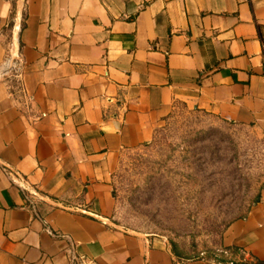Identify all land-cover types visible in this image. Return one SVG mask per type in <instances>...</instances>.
<instances>
[{"label":"crops","instance_id":"1","mask_svg":"<svg viewBox=\"0 0 264 264\" xmlns=\"http://www.w3.org/2000/svg\"><path fill=\"white\" fill-rule=\"evenodd\" d=\"M263 39L264 0H0V264H233L113 223L111 175L178 105L264 136ZM221 245L264 261V185Z\"/></svg>","mask_w":264,"mask_h":264},{"label":"rangeland","instance_id":"2","mask_svg":"<svg viewBox=\"0 0 264 264\" xmlns=\"http://www.w3.org/2000/svg\"><path fill=\"white\" fill-rule=\"evenodd\" d=\"M111 221L154 233L187 255L212 256L264 185V136L253 126L178 105L149 143L121 152Z\"/></svg>","mask_w":264,"mask_h":264},{"label":"built area","instance_id":"3","mask_svg":"<svg viewBox=\"0 0 264 264\" xmlns=\"http://www.w3.org/2000/svg\"><path fill=\"white\" fill-rule=\"evenodd\" d=\"M262 55H263V67H264V39L262 40ZM6 172L8 173L9 176H11L12 181L16 185H18L21 189H23L25 191H29L30 194L32 193L27 186L28 180L24 175H22L21 173H19L17 171L12 170V169H6ZM32 194H34V193H32ZM66 237L70 239L69 236H66ZM71 264H95V263L91 259L79 257L72 250Z\"/></svg>","mask_w":264,"mask_h":264},{"label":"trees","instance_id":"4","mask_svg":"<svg viewBox=\"0 0 264 264\" xmlns=\"http://www.w3.org/2000/svg\"><path fill=\"white\" fill-rule=\"evenodd\" d=\"M177 244V243H176ZM178 245V244H177ZM186 257H194L195 255H187L183 252ZM241 252L239 249L234 247L225 248L222 247L219 250V253H214L212 256H208V258H213L221 262H232L233 264H264V261H248L247 259L243 258V254H241L240 260L237 261V255ZM198 257H205V256H198Z\"/></svg>","mask_w":264,"mask_h":264}]
</instances>
